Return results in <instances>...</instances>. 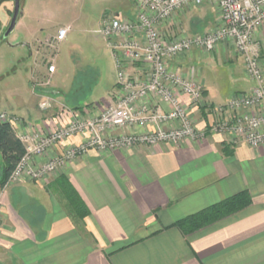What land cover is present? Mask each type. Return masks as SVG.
<instances>
[{
    "label": "crops",
    "instance_id": "obj_1",
    "mask_svg": "<svg viewBox=\"0 0 264 264\" xmlns=\"http://www.w3.org/2000/svg\"><path fill=\"white\" fill-rule=\"evenodd\" d=\"M255 40L264 66V26L256 30ZM171 65L200 84L206 102L215 105L254 86L230 42L211 53L195 48ZM29 85V96L10 109L20 119L18 132H45L66 125L73 116L97 115L108 101L69 105L63 88ZM118 90L116 74L109 99ZM45 96L56 100L50 110L40 108ZM196 109L197 128L202 129L211 114L205 107ZM151 129L132 126L129 132ZM87 137L58 144L36 157L33 167ZM4 169L0 157V264H264V145L253 147L234 135L208 133L177 144L92 148L41 179L25 173L7 187L1 186ZM62 178L90 210L83 223L68 210ZM243 191L249 192L252 203L232 215L191 234L174 225Z\"/></svg>",
    "mask_w": 264,
    "mask_h": 264
},
{
    "label": "built area",
    "instance_id": "obj_2",
    "mask_svg": "<svg viewBox=\"0 0 264 264\" xmlns=\"http://www.w3.org/2000/svg\"><path fill=\"white\" fill-rule=\"evenodd\" d=\"M205 2L216 4L220 9L223 18L221 25L209 32L166 40L163 25L173 15ZM136 4L135 19L106 16L97 30L115 52L119 90L114 95L113 104L105 106L97 115L86 118L73 116L64 126L49 127L45 132L34 133L18 132L20 119L17 116L9 117L7 112L0 114V122H10L26 145L25 155L4 187L17 182L25 173L41 179L92 148L114 150L132 145L177 144L187 138H205L209 131L198 129L192 114L194 103L200 100L203 88L174 70L171 63L176 57L195 48L210 52L225 42L232 43L242 58L254 87L250 94L235 95L218 110L224 114L228 109L233 112L243 108L255 111L256 107H260L261 114L254 115L252 112L226 119L222 117L215 131L234 135L237 140H243L253 147L264 145V68L255 40L256 30L264 26V0H136ZM68 33V27L59 29L56 41H64ZM55 70V65L49 67L50 72ZM55 101L54 97L45 96L40 101V108L50 110ZM66 110L70 114L71 110ZM168 121L177 124L165 129L162 124ZM150 124L157 125L155 131L110 133V130ZM78 135L88 137L85 142L67 148L55 159L40 167H33L36 157ZM2 220L0 201V234Z\"/></svg>",
    "mask_w": 264,
    "mask_h": 264
},
{
    "label": "rangeland",
    "instance_id": "obj_3",
    "mask_svg": "<svg viewBox=\"0 0 264 264\" xmlns=\"http://www.w3.org/2000/svg\"><path fill=\"white\" fill-rule=\"evenodd\" d=\"M14 5V0H0V114L7 112L9 117L15 116L10 113V109L29 96V84L39 88H63L69 105L108 100L107 106L115 102V96L110 99L109 96L117 68L107 46L109 41L97 30L106 16L119 15L125 19H135L136 0H22L23 8L18 24L5 37ZM222 21V13L217 5L204 3L177 12L166 22L170 24L163 28V32L166 40L172 41L183 35L212 31ZM63 27H68L69 33L64 41L57 42V32ZM257 46L260 52V44ZM215 50L204 51L211 53ZM51 65L56 66L54 72L49 71ZM250 81L254 84L251 79ZM252 90L253 88L235 95L250 94ZM183 99L187 100L185 97ZM226 103L215 105L206 102L202 89L201 98L194 103L192 113L197 107L196 110L205 107L206 112L211 114L202 128L209 131L207 134L227 137L230 134L215 131V127L224 118L252 112L254 115L261 114L260 107H256L255 111L250 108L237 112L228 109L222 114L218 108L226 106ZM198 120L200 118L194 117L193 113L196 126ZM176 124L168 121L162 126L170 129ZM149 126L152 127L150 131L157 128L155 124ZM122 131L129 132V128L110 130V133L115 135ZM0 157L2 159L1 154Z\"/></svg>",
    "mask_w": 264,
    "mask_h": 264
},
{
    "label": "trees",
    "instance_id": "obj_4",
    "mask_svg": "<svg viewBox=\"0 0 264 264\" xmlns=\"http://www.w3.org/2000/svg\"><path fill=\"white\" fill-rule=\"evenodd\" d=\"M0 151L5 163L1 186L4 187L18 162L26 153V145L10 122H0ZM61 192L67 201L68 210L76 222H84L90 210L77 190L65 178L61 179ZM252 203L247 191L240 192L218 203L189 215L174 225L185 234H191L216 221L232 215Z\"/></svg>",
    "mask_w": 264,
    "mask_h": 264
},
{
    "label": "water",
    "instance_id": "obj_5",
    "mask_svg": "<svg viewBox=\"0 0 264 264\" xmlns=\"http://www.w3.org/2000/svg\"><path fill=\"white\" fill-rule=\"evenodd\" d=\"M14 2H15V5H14L13 16H12L11 22H10L6 32H5V37H8L16 28L19 16H20L21 11H22V0H14ZM49 92H52V91H49Z\"/></svg>",
    "mask_w": 264,
    "mask_h": 264
}]
</instances>
